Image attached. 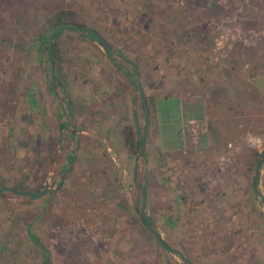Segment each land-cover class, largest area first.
<instances>
[{
  "label": "rangeland",
  "instance_id": "1",
  "mask_svg": "<svg viewBox=\"0 0 264 264\" xmlns=\"http://www.w3.org/2000/svg\"><path fill=\"white\" fill-rule=\"evenodd\" d=\"M60 10L109 49L67 25L51 34ZM262 84L264 0H0V183L61 180L35 198L0 191V264H264ZM168 95H206L223 116L181 122L227 130L196 181L153 144Z\"/></svg>",
  "mask_w": 264,
  "mask_h": 264
},
{
  "label": "crops",
  "instance_id": "2",
  "mask_svg": "<svg viewBox=\"0 0 264 264\" xmlns=\"http://www.w3.org/2000/svg\"><path fill=\"white\" fill-rule=\"evenodd\" d=\"M252 82L254 84L256 83L255 80ZM228 86L229 85H227V87ZM262 87L264 90V84H262ZM110 92L112 93V89ZM234 97L233 94V98ZM207 100L208 97L206 95H201L200 97L168 95L167 97H159L158 99V101L173 104L174 115L165 121H163V118L162 120L158 119L157 130L153 135V144H155L160 151L177 153L180 160L185 162L186 167L191 169L192 173H189L188 176L191 177L192 181H196L197 173H199L198 176L201 179L204 172L202 169L209 164L211 160L210 158L213 159L217 155L218 147L224 145L223 143H225V141H228V138L225 137L227 130L224 128V124L221 126L216 125V128L215 130L213 129L214 131L212 133H204L203 129L195 132L193 128L195 125L192 127L191 132L188 131V128H185L187 130H183L182 121L193 122L200 120L204 123L205 120L203 119L206 118L209 119V122L218 120L217 122L219 123V118H222L223 116L219 117L218 114L220 113L217 111V116H213L212 119H210L208 107L209 102ZM118 103H120L119 100L112 97V104L116 106L114 109L118 108ZM217 108L218 110L220 109L219 105ZM116 114L117 113H115V115ZM156 118H159V116ZM238 120L236 121L237 124H239ZM143 135L144 138H147L145 132ZM240 135L239 130L236 129V134H234V136L238 138ZM183 154L184 157H181Z\"/></svg>",
  "mask_w": 264,
  "mask_h": 264
},
{
  "label": "trees",
  "instance_id": "3",
  "mask_svg": "<svg viewBox=\"0 0 264 264\" xmlns=\"http://www.w3.org/2000/svg\"><path fill=\"white\" fill-rule=\"evenodd\" d=\"M71 14H73V12H71V11H68L67 14H66L65 11H61V10L58 11V12L54 15V19H53V24H54V26H56V27L54 28V30L52 31L51 34H55V33L58 31V29L61 28V26H63V25H67V26H69V27H71V28L80 29V30L84 31L86 34H88L89 36H91V37H93V38H95V39L98 40V37H97V36H99V35L96 33L95 30H93V29H91V28H89V27H86V26L83 25L82 23L74 22V21L72 20V18H71V16H72ZM57 25H59V26H57ZM98 41H99L101 44H103L100 40H98ZM103 45H104V44H103ZM52 46H53V45H52ZM53 47H54V46H53ZM104 48L107 49V50L109 49V48H106L105 45H104ZM46 50H47V52L51 53L50 48H48L47 46H46ZM131 83H132V86L135 88V87H136V83L134 82V80L131 79ZM139 98H140V100H141L142 105L144 106L142 98H141L140 96H139ZM135 141H138L137 144L139 145V140L137 139V140H135ZM135 141H132V140L129 138V141H128V144H127V145H128V149H129L130 151H132V152H133L134 149H135V145H136ZM255 153H256L257 155H259V151H258V150H256ZM256 178H257V173H255V174L253 175V179H252V183H251V186H252V188L254 189V191L257 190L256 184H255V180H256ZM0 185H1V183H0ZM135 214H136V216L138 217V220H139L141 223H143L144 225H148V224H149V222H148V220H147V217H146V214L144 213V211H143V209H142V207H141V204H139V205H137V206L135 207ZM40 248H41V250L43 251V255L47 258V251H46L45 247H43L42 245H40Z\"/></svg>",
  "mask_w": 264,
  "mask_h": 264
},
{
  "label": "water",
  "instance_id": "4",
  "mask_svg": "<svg viewBox=\"0 0 264 264\" xmlns=\"http://www.w3.org/2000/svg\"><path fill=\"white\" fill-rule=\"evenodd\" d=\"M57 32H59V30ZM97 37H98V40H100L105 45V47L108 48V45L104 41V39L101 36H97ZM48 48H50V42L48 43ZM137 88H138V92L140 94V97L143 99L142 90H141V87L139 84H137ZM140 144H141V147L144 144V137L143 136L141 137V143ZM259 155H260L259 158L255 162V167H254L255 171H258V169H259V167H260V165L264 159V142H263V144L259 150ZM60 182H61V180H59L53 188H50L48 185H44L43 187H41L40 189H38L36 191L18 189L16 187H12V186H9L5 183H2L0 185V191L5 190V191H10L12 193L18 194V195H26V196H29L31 198H35V197H39L45 193H51V192L55 191L56 188L58 187V185L60 184ZM143 198H144V191L142 192V203H144ZM146 217H147L148 222L153 224L152 219L148 215H146ZM156 236L158 237L161 245L165 249L172 250L170 245L167 243V241L163 237H161L159 234H156ZM176 252L180 255L181 258H184L183 254L180 251L176 250ZM43 264H46V260L43 262Z\"/></svg>",
  "mask_w": 264,
  "mask_h": 264
},
{
  "label": "built area",
  "instance_id": "5",
  "mask_svg": "<svg viewBox=\"0 0 264 264\" xmlns=\"http://www.w3.org/2000/svg\"><path fill=\"white\" fill-rule=\"evenodd\" d=\"M259 137H253V138H250V141L251 143L255 144V143H258L259 142Z\"/></svg>",
  "mask_w": 264,
  "mask_h": 264
}]
</instances>
